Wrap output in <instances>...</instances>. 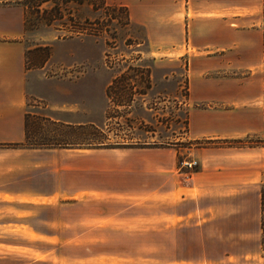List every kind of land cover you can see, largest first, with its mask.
<instances>
[{"label":"rangeland","instance_id":"1","mask_svg":"<svg viewBox=\"0 0 264 264\" xmlns=\"http://www.w3.org/2000/svg\"><path fill=\"white\" fill-rule=\"evenodd\" d=\"M123 6V0L72 5L68 7L73 16L70 20L52 24L47 21L49 4L29 11V22L36 27H29L23 40L28 49L39 51L30 56L38 77L34 83L38 95L27 96V112L38 116L31 121L32 142L45 143L57 136L58 140L65 139L70 146L58 149H65L61 153L65 154L66 171H79L82 178L0 179V189L20 191L16 199L0 198V264H154L155 257L196 260L205 254L209 260L218 259L227 250L220 237L223 233L213 227L207 233L210 240L206 249L200 245L202 233L196 231L176 232L172 238L169 231L163 232L155 246V224L169 225L173 220L157 207L160 203L149 198L153 183L144 190L136 179H106L104 173L123 159L119 149L175 150L178 170L186 177L182 183L200 171L201 159L193 155L194 149L209 143L255 149L259 162L264 160V118L260 116L264 81L247 106L257 116L252 115L260 125L258 132L234 140L194 141L188 128L187 58L155 50L152 29L148 33L144 26L131 23ZM37 12L42 18H36ZM45 47L52 53L47 60L42 52ZM228 74L221 71L217 76H231ZM208 107L223 108L218 104ZM41 117L73 128L49 126L41 122ZM78 125H93L113 145L76 146L88 142V137H78ZM135 141L143 146L115 145ZM141 158L156 160L154 156ZM183 162H195L196 166L189 169L182 166ZM92 172L94 179H88ZM260 183H252L248 189L257 187L260 195L264 192ZM26 192L47 197L32 198ZM178 196L177 192L175 199ZM227 222L229 226L234 223ZM262 245L264 248V235ZM226 264H264V260L249 257L244 262L229 260Z\"/></svg>","mask_w":264,"mask_h":264},{"label":"crops","instance_id":"2","mask_svg":"<svg viewBox=\"0 0 264 264\" xmlns=\"http://www.w3.org/2000/svg\"><path fill=\"white\" fill-rule=\"evenodd\" d=\"M16 1L0 0V145L25 141V115L30 113L27 96L38 95L34 88L38 77L34 68H28L26 57L33 48L25 46L24 11ZM123 3L131 23L144 26L148 33L152 29L155 50L187 58L188 128L194 141L234 140L260 130L257 116L247 106L264 81V0ZM221 71L231 76L218 77ZM242 74L246 76L240 79ZM209 104L223 108L213 109ZM261 115L263 119L264 109ZM64 150L0 148V179H81L79 171L67 173L65 154L61 153ZM117 151L123 159L107 167L106 179H136L144 190L153 183L149 198L160 203L157 207L173 220L169 225L155 224V246L163 232L169 231L172 238L176 232L196 231L202 233L200 245L206 249L211 227L223 233L220 237L227 250L218 259L209 260L205 254L196 260L155 257L154 264H226L229 260L244 262L249 257L264 260L261 193L257 187L248 189L264 179V160L259 162L258 151L210 143L194 149L193 155L201 159L200 171L187 177L185 183L181 182L186 177L178 170L175 150L154 147ZM149 156L156 160L141 158ZM94 177L93 172L87 176ZM19 193L0 189V198L16 199ZM26 193L32 198L47 197L44 193ZM227 220L234 223L229 226ZM170 246H175L172 239Z\"/></svg>","mask_w":264,"mask_h":264},{"label":"trees","instance_id":"3","mask_svg":"<svg viewBox=\"0 0 264 264\" xmlns=\"http://www.w3.org/2000/svg\"><path fill=\"white\" fill-rule=\"evenodd\" d=\"M93 0H19L16 1L15 4L21 6L24 11V26H25V31L29 30V27H36V25H31L32 23L29 22L28 15L30 14V10L33 9L34 7L38 8L42 5L49 4L51 6V9L48 13L49 19L47 21L52 24L55 21H61L63 19H68L72 18V14L70 9L68 8L69 6H83V5H90V3ZM40 13L37 12L36 18L40 17ZM38 19V18H37ZM41 23L44 24V21ZM49 24V26H51ZM45 25V24H44ZM48 26V23L46 24ZM45 25V26H46ZM33 50V51H32ZM27 51L26 57H27V66L28 68H36V64L34 63V58H31L30 56L32 55L31 52H39L38 49H32ZM42 52L45 55L46 60L49 59L50 56V48L47 49V47L42 49ZM32 64V65H31ZM108 98H110V95H107ZM38 116H35L31 113L25 115V121H24V132H25V141L21 144H1L0 148L3 149H56V148H67L70 146L67 141L64 140H58V136L52 137L54 139L48 140L45 143H33L32 142V136H31V121L32 119L37 120ZM42 123H48L49 126H60L68 130H72V126L69 125H64V124H58L57 122L50 121L49 119L46 118H40ZM76 129V128H74ZM77 131L79 133V138L80 140L85 139L88 137L85 141H88L87 143H76V146L78 147H95V148H101V147H111L113 144L109 143V138L107 135H105L102 131L97 130L93 125H84V126H77ZM67 133V132H64ZM99 135V136H97ZM100 137V138H99ZM64 138V137H63ZM94 141V142H93ZM115 145H120L121 148H139L142 147V143L135 141V142H130L128 144H118L115 143ZM157 146V145H155ZM119 147V146H118ZM261 230L264 235V192L261 193Z\"/></svg>","mask_w":264,"mask_h":264},{"label":"built area","instance_id":"4","mask_svg":"<svg viewBox=\"0 0 264 264\" xmlns=\"http://www.w3.org/2000/svg\"><path fill=\"white\" fill-rule=\"evenodd\" d=\"M182 166L188 167L189 169H192V168H194L196 166V163L195 162H193V163H191V162H183Z\"/></svg>","mask_w":264,"mask_h":264}]
</instances>
